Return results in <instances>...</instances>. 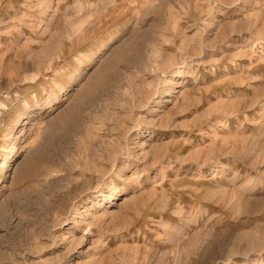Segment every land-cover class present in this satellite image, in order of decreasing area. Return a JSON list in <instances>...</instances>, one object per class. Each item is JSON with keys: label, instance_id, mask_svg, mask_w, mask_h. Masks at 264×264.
<instances>
[{"label": "rangeland", "instance_id": "374dc122", "mask_svg": "<svg viewBox=\"0 0 264 264\" xmlns=\"http://www.w3.org/2000/svg\"><path fill=\"white\" fill-rule=\"evenodd\" d=\"M0 264H264V0H0Z\"/></svg>", "mask_w": 264, "mask_h": 264}, {"label": "bare ground", "instance_id": "6f19581e", "mask_svg": "<svg viewBox=\"0 0 264 264\" xmlns=\"http://www.w3.org/2000/svg\"><path fill=\"white\" fill-rule=\"evenodd\" d=\"M95 80H97V78H95Z\"/></svg>", "mask_w": 264, "mask_h": 264}]
</instances>
